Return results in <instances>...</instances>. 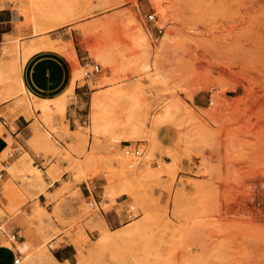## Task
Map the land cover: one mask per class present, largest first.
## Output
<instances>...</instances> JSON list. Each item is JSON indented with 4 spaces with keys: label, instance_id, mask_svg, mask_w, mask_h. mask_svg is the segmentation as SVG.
I'll return each mask as SVG.
<instances>
[{
    "label": "rangeland",
    "instance_id": "374dc122",
    "mask_svg": "<svg viewBox=\"0 0 264 264\" xmlns=\"http://www.w3.org/2000/svg\"><path fill=\"white\" fill-rule=\"evenodd\" d=\"M157 1L0 0V20H9L0 24V135L2 119L14 129L20 115L34 131L33 155L22 149L11 160L8 146L0 156L7 160L0 169L16 167H4L0 185V245L32 257L71 242L67 264H264V5ZM65 11L72 18L54 25ZM165 33L157 70L151 56ZM47 37L74 53L71 62L56 50L36 51L38 61L55 55L61 74V58L74 73L62 108L48 102L50 121L40 109L28 112L32 94L16 81L23 47ZM211 53L231 69H219ZM91 62L100 71L87 79L83 65ZM75 85L84 104L70 130L65 104ZM97 95L105 105L93 134ZM198 126L206 139L186 134ZM128 142L140 144V156H125ZM25 225L38 236L30 252L18 238Z\"/></svg>",
    "mask_w": 264,
    "mask_h": 264
},
{
    "label": "crops",
    "instance_id": "0c3cea01",
    "mask_svg": "<svg viewBox=\"0 0 264 264\" xmlns=\"http://www.w3.org/2000/svg\"><path fill=\"white\" fill-rule=\"evenodd\" d=\"M8 21V19H1L0 24ZM47 42H52L58 47L44 45V43ZM27 46L29 49L24 58L22 57L21 63L26 59L27 61L22 74L20 71V77L25 89H27V91L32 94L33 98L37 100L43 99L51 101V99L58 100L60 98H65V95L70 92L74 83V73L71 78V70L68 63H66V61L61 58L63 62V70L61 74L59 72L60 59H58V56L55 57V55L47 54L44 61H38L39 59H35L37 56H40L36 51L52 49L59 51L72 62V60L65 53V51H67L65 46L59 44L54 39L49 37L30 42ZM37 70H39L38 74L35 73ZM78 87V85L74 86V96L70 97L65 104V118L70 130H72L75 126L76 119L81 116L80 109L82 108V104H84L82 97L84 92L78 91ZM31 123V118L27 119L23 115H20L16 121V128L11 129V123H8V125L5 126L6 132H3L2 135H0V156L3 150L8 146H10L12 149L9 156V159L11 160H15L20 157L22 154V149L33 155L32 148L29 144V140L34 135ZM5 161L7 162V160H4L2 165H4ZM24 161L28 162L26 157L21 160L22 164ZM43 162L44 160L40 161L38 164L42 165L43 167ZM7 166L9 165H6L5 167ZM42 170L45 171L46 168ZM8 176L9 174L4 170L0 179V185L2 183L1 181H5ZM45 177L49 179L47 175H45ZM57 181L58 180L55 179L53 184H55ZM39 196L43 197L44 194L40 192ZM2 201L6 203V199L4 197H2ZM121 201L123 200L121 199ZM107 219L109 220L108 216ZM15 224L17 225V221ZM20 230L21 233L18 235V238L20 237L21 242L28 241L30 244H33L34 240L38 237L32 233V230L30 231L27 225L21 226ZM17 252L18 251L12 249L11 246L8 247L6 245H0V264H12L13 257ZM52 256L59 262L61 261L70 263V259L75 256V246L71 242L61 243L56 247V253H52Z\"/></svg>",
    "mask_w": 264,
    "mask_h": 264
},
{
    "label": "bare ground",
    "instance_id": "6f19581e",
    "mask_svg": "<svg viewBox=\"0 0 264 264\" xmlns=\"http://www.w3.org/2000/svg\"><path fill=\"white\" fill-rule=\"evenodd\" d=\"M32 1H34V0H32ZM152 2L156 6L159 5V2L157 0H152ZM247 2L249 4H251V6L264 5V0H248ZM161 11L163 13L166 12L164 9H161ZM71 18H72V14L70 13V11H65L64 13H61V15H59L56 18L54 25H58V24H61V23H65L66 21L70 20ZM169 39H170V36H169L168 33H165L162 36V38L160 40V45L158 46V48L155 51V53L153 54V56H151V57H153L152 60H151L152 63H150V64H152V67L154 66V68H156V69L158 68L159 69L160 62L162 61L163 52H165V51L168 50V41H169ZM44 45L58 47L56 44H53L52 42L44 43ZM28 49H29L28 46H24L23 47L22 52H21V55H20L21 59H22V57L24 58V56L26 55ZM65 53L68 55V57L70 59H74V53H73V51H65ZM150 54H152V53H150V49L146 48L145 51L143 52V57L146 58V59H148L147 57ZM210 55H211V58H213L214 60H219V63L217 64V66L219 67V69H221L222 71H226V70L231 69L230 67L226 66L224 62H222L223 59L219 55H217V53H215V54L214 53H211ZM148 64L149 63L147 61V63L145 65L147 66ZM160 72L161 71H159V73ZM16 81H17L18 87L24 93L27 94V90L25 89L24 84L22 82V79L20 77V66H18V69H17V78H16ZM27 95H29V94H27ZM7 96H8V94H7ZM32 98H33V96H32ZM63 99L64 98H60L58 100H54L55 101L54 104H55V108L56 109L59 110V109L62 108V106H63ZM246 99H245V101H246ZM48 102H49V100H43V99L42 100H37V99L33 98V104L27 103V104H25V107L28 109V112H29L30 109L33 110V108H37L38 110L40 109L42 111V115L43 114L44 115H47V114H49V110L52 108L51 105ZM104 105H105V103H104V97H102L101 95H97V96L93 97V99H92V112H91L92 124H91V126H89V129L91 130V132L93 134L96 133V132H98L99 129H100V124L103 121L102 111H103ZM247 108H250L249 105H246L245 106V109H247ZM23 112L25 113V112H27V110L26 111L24 110ZM49 115L51 116V114H49ZM49 115H47L48 116L47 119H44L45 121L48 120V118H51V117H49ZM42 119H40V120L43 121ZM37 121H38V119H37ZM41 121H39V122H41ZM48 121H50V120H48ZM35 124H37V122ZM245 124H246V122H245ZM200 125H201V123H200ZM260 130H259V132L257 130V132L260 133ZM251 132H252V130H251ZM186 134L188 136H194V138L199 139V140H204V139H206L208 137V133L206 131V127L205 126L204 127H202V126L195 127L192 132H189V133H186ZM247 152H249V151L247 150ZM23 164L25 165V168H28V165H27V162L26 161H24ZM3 167H5V166H3ZM7 167L10 168V169H14V170L16 168L15 166H14L15 167L14 168L13 165H10V166H7ZM28 170L33 171L30 168H28ZM39 177H40L39 171H36V173H34L33 180L36 181L37 179H39ZM0 199L2 201V197ZM102 237H105L106 238V233H103L102 234ZM10 238H11V240H16L17 239L16 237L14 238L12 236V233L10 235ZM20 247L23 248L24 250L30 252L31 249H32V244H30L29 242L27 243V242L24 241V242H22V244H20ZM28 257H29V254L27 256L22 255V259H26ZM67 263L68 262H65V264H67ZM23 264H58V261L51 254H49L46 251H43L42 253L35 254L32 257H29L28 260L25 261Z\"/></svg>",
    "mask_w": 264,
    "mask_h": 264
},
{
    "label": "built area",
    "instance_id": "2783aa9c",
    "mask_svg": "<svg viewBox=\"0 0 264 264\" xmlns=\"http://www.w3.org/2000/svg\"><path fill=\"white\" fill-rule=\"evenodd\" d=\"M154 12H150L147 14V18L148 19H152L154 18ZM84 69H83V77L84 78H90L92 75H94L95 73L99 72L100 71V64L99 63H95V62H91L90 64H87L85 63L83 65ZM2 123L6 126L7 123H6V120L5 119H2ZM123 153L125 154V156H129V157H138L141 155L142 153V149H141V146L140 144H132V143H126L123 145ZM36 156H39L38 154H36ZM4 160L0 161L1 163L3 162ZM129 166H131L132 164L129 163L128 164ZM4 167L0 169V179L2 177V172L4 171ZM95 203H98L96 202V200H94ZM90 205L92 206L93 203L90 202ZM125 216L128 218V219H131L133 217H135L136 215L134 214V210H133V206H129L126 211H125ZM16 234L17 233H12V236L15 238L16 237ZM22 260V253L20 252H17L16 255H14L13 257V264H18L20 261Z\"/></svg>",
    "mask_w": 264,
    "mask_h": 264
},
{
    "label": "trees",
    "instance_id": "16d2710c",
    "mask_svg": "<svg viewBox=\"0 0 264 264\" xmlns=\"http://www.w3.org/2000/svg\"><path fill=\"white\" fill-rule=\"evenodd\" d=\"M58 256V255H57Z\"/></svg>",
    "mask_w": 264,
    "mask_h": 264
}]
</instances>
